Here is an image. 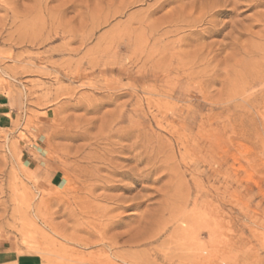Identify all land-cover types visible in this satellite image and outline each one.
<instances>
[{
    "label": "rangeland",
    "instance_id": "obj_1",
    "mask_svg": "<svg viewBox=\"0 0 264 264\" xmlns=\"http://www.w3.org/2000/svg\"><path fill=\"white\" fill-rule=\"evenodd\" d=\"M263 2L0 0V264H264Z\"/></svg>",
    "mask_w": 264,
    "mask_h": 264
},
{
    "label": "bare ground",
    "instance_id": "obj_2",
    "mask_svg": "<svg viewBox=\"0 0 264 264\" xmlns=\"http://www.w3.org/2000/svg\"><path fill=\"white\" fill-rule=\"evenodd\" d=\"M249 3H250V1H249ZM256 3H257V2H256ZM256 3H255V6H256ZM261 3H262V2H261ZM263 3H264V2H263ZM262 5H263V4H261V6H262ZM256 7H257V6H256ZM219 9H220V8H219ZM212 10H213V9H212ZM217 10H218V9H217ZM223 10H224V9H223ZM221 13H222V12H221ZM207 14H208V13H207ZM209 14H210V12H209ZM211 14H212V13H211ZM211 14H210V15H211ZM214 14H215V13H214ZM217 14H218V13H217ZM216 16H217V15H216ZM212 17H215V16H212ZM208 23H209V22H208ZM213 23H214V22H213ZM208 25H210V24H208ZM212 26H213V25H212ZM210 29H211V28H209V30H210ZM209 30H208V31H209ZM211 30H212V29H211ZM215 32H216V31H215ZM210 34H211V32H210ZM210 34H209V35H210ZM213 34H214V33H213ZM186 144H187V143H186ZM201 148H202V147H201ZM193 216H194V215H193ZM180 218H181V217H180ZM190 218H191V217H190ZM191 220H192V219H191ZM193 220H194V219H193ZM187 221H188V220H187ZM178 222H179V221H178ZM178 222H177V223H178ZM110 223H111V222H110ZM110 223H109V224H110ZM179 224H180V223H179ZM189 224H190V223H189ZM111 225H112V224H111ZM181 225H186V224H185V222H182ZM183 231L186 232V234H190V231H188V230H186V229L183 230ZM195 233H196V232L194 231V234H195ZM194 234H193V236H194ZM196 235H197V234H196ZM189 236H191V235H189ZM195 243H197V242H195ZM190 245H191V244H190ZM196 246H197V244H196ZM206 247H208V246H206ZM201 249H202V247H201ZM197 253H198V252H197ZM200 253H201V252H200ZM209 253H210V252H209ZM202 254H203V253H202ZM202 254H201V255H202Z\"/></svg>",
    "mask_w": 264,
    "mask_h": 264
}]
</instances>
